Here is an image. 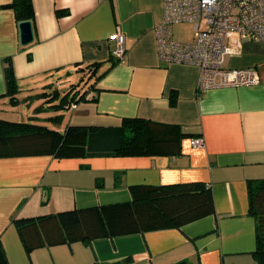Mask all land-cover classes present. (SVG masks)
Masks as SVG:
<instances>
[{
  "label": "crops",
  "instance_id": "crops-1",
  "mask_svg": "<svg viewBox=\"0 0 264 264\" xmlns=\"http://www.w3.org/2000/svg\"><path fill=\"white\" fill-rule=\"evenodd\" d=\"M11 1L0 0V109L10 100L5 69L11 59L20 85L18 102L23 98L28 105L30 120H48L46 125L65 131L69 125L114 128L125 117H143L179 124L204 143L196 146L193 137L184 138L181 155L0 157V238L10 264H259L248 182L264 178V42L231 34L235 51L225 61L230 68L255 67L260 83L200 92L198 66L159 56L155 27L165 14L163 0H32L35 38L27 45L21 42L15 9L3 7ZM117 28L127 39L124 62L113 56L116 43L109 39ZM95 62L102 76L89 100L50 108L60 97L49 101L41 94ZM38 99L42 104L36 110L48 116L31 113ZM57 115L59 122L49 119ZM191 181L211 185L216 213L181 229L29 253L13 222L129 201L132 185Z\"/></svg>",
  "mask_w": 264,
  "mask_h": 264
},
{
  "label": "trees",
  "instance_id": "trees-1",
  "mask_svg": "<svg viewBox=\"0 0 264 264\" xmlns=\"http://www.w3.org/2000/svg\"><path fill=\"white\" fill-rule=\"evenodd\" d=\"M3 7L14 8L20 21H35L32 0H12ZM99 63L79 67L89 75V83L73 87L64 96L56 89L42 96L59 98L49 106L62 109L89 100L88 95L102 75ZM6 94L17 103L20 85L11 59L5 69ZM92 99H96L93 96ZM173 102L176 97L173 96ZM57 123L61 115L49 118ZM198 137L186 133L179 124L158 122L143 117H125L123 124L114 128L69 125L65 131L33 120L17 121L0 117V157L54 155L59 158L94 156L181 155L182 141ZM250 213L257 221L259 264H264V178L248 182ZM129 201L89 206L31 218H14L23 243L29 253L34 249L77 241L90 242L154 230L181 229L186 224L216 213L215 199L210 184L203 181L162 185L138 184L131 186ZM0 264H10L0 238Z\"/></svg>",
  "mask_w": 264,
  "mask_h": 264
},
{
  "label": "built area",
  "instance_id": "built-area-1",
  "mask_svg": "<svg viewBox=\"0 0 264 264\" xmlns=\"http://www.w3.org/2000/svg\"><path fill=\"white\" fill-rule=\"evenodd\" d=\"M163 1L165 14L155 27L159 56L165 61L198 66V91L260 83V74L255 67L230 68L225 61L235 51L229 44L231 34L264 42V0ZM186 21L194 23L193 41L175 40L173 25ZM109 39L116 43L113 56L124 62L127 53L125 33L117 28ZM193 143L201 146L204 139L195 137Z\"/></svg>",
  "mask_w": 264,
  "mask_h": 264
},
{
  "label": "rangeland",
  "instance_id": "rangeland-1",
  "mask_svg": "<svg viewBox=\"0 0 264 264\" xmlns=\"http://www.w3.org/2000/svg\"><path fill=\"white\" fill-rule=\"evenodd\" d=\"M173 33H174V39L181 41L182 42H190L193 40L195 31H194V23L193 22H181V23H177L173 26ZM73 76L69 79V82H59L58 80L55 81V89L58 88V91L61 94V97L64 96L66 94V92H68L74 85V88H82L85 87L89 83L90 81V77L88 74L85 73V71H74L73 72ZM37 105H35L36 107H33L32 109V114H35L39 117H46L48 115H45L46 113L44 111H40V110H36L37 107H39L42 104V101H40V99H38V103H35ZM45 105H48L47 102H45ZM28 111V105L24 102L23 98L21 100V103L17 102H11L9 100V104L6 106L4 105V107H2L0 109V117L2 118H7V119H11V120H20L19 118H21V116H28L27 114ZM35 111V112H34ZM30 113V114H31ZM27 121H29L30 119H28V117H26ZM36 120V122L38 123H42V124H46V122H48V120L45 121H40L43 119H33ZM48 125V124H47Z\"/></svg>",
  "mask_w": 264,
  "mask_h": 264
},
{
  "label": "water",
  "instance_id": "water-1",
  "mask_svg": "<svg viewBox=\"0 0 264 264\" xmlns=\"http://www.w3.org/2000/svg\"><path fill=\"white\" fill-rule=\"evenodd\" d=\"M20 30H21L22 44L27 45L34 41L35 34H34L33 22L31 20L21 21Z\"/></svg>",
  "mask_w": 264,
  "mask_h": 264
}]
</instances>
